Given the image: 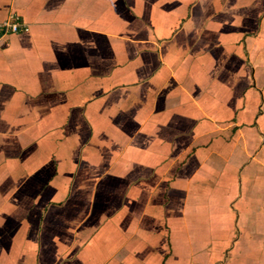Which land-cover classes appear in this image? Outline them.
I'll return each instance as SVG.
<instances>
[{"label":"crops","instance_id":"obj_1","mask_svg":"<svg viewBox=\"0 0 264 264\" xmlns=\"http://www.w3.org/2000/svg\"><path fill=\"white\" fill-rule=\"evenodd\" d=\"M0 264H264V0H0Z\"/></svg>","mask_w":264,"mask_h":264},{"label":"built area","instance_id":"obj_2","mask_svg":"<svg viewBox=\"0 0 264 264\" xmlns=\"http://www.w3.org/2000/svg\"><path fill=\"white\" fill-rule=\"evenodd\" d=\"M29 23L22 20L16 13H11L8 17L0 19V39L10 33L28 31Z\"/></svg>","mask_w":264,"mask_h":264}]
</instances>
